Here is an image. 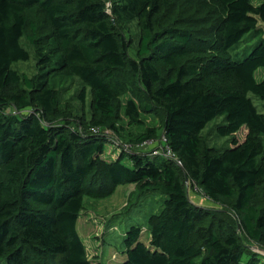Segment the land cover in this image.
Wrapping results in <instances>:
<instances>
[{
    "label": "trees",
    "instance_id": "trees-1",
    "mask_svg": "<svg viewBox=\"0 0 264 264\" xmlns=\"http://www.w3.org/2000/svg\"><path fill=\"white\" fill-rule=\"evenodd\" d=\"M32 59L35 74L17 67ZM263 67L264 1L0 0V264H104L78 220L126 184L163 201L121 264H264L245 243L264 249ZM215 120L227 146L205 135Z\"/></svg>",
    "mask_w": 264,
    "mask_h": 264
},
{
    "label": "rangeland",
    "instance_id": "rangeland-1",
    "mask_svg": "<svg viewBox=\"0 0 264 264\" xmlns=\"http://www.w3.org/2000/svg\"><path fill=\"white\" fill-rule=\"evenodd\" d=\"M254 3L260 4L264 0H253ZM131 34L137 38V27L135 24L130 26ZM128 36V35H127ZM129 37V36H128ZM28 47V46H27ZM29 48V47H28ZM251 48L244 47L240 55L249 52ZM134 50H131V54ZM18 68L24 70L29 74H35L37 72L36 62L34 59L28 63L17 65ZM255 77L258 81L264 80V67L256 71ZM81 88V84L78 80H75L72 88L65 93V99H68L73 105L74 111L77 114H81L82 106L80 102L74 98L73 95ZM255 104L261 111L264 110L262 100L254 96ZM89 102V99H88ZM89 103L86 104L85 108L88 110ZM9 112L16 113L14 108H10ZM147 125L154 126L158 125L156 118L145 116ZM219 120L213 121L205 130L209 143L217 147H224L228 145L227 138H221L217 135L215 124ZM144 130V127L134 126L132 128L133 133L137 134ZM246 135V130L243 129L237 135V138L243 140ZM117 137V136H116ZM121 144L130 145L121 141ZM160 146L163 145L160 142ZM157 145L152 144L151 146L144 147L145 151L150 152ZM115 150L108 147V153L113 154ZM187 188L190 198L198 204L218 208L219 205L208 199L202 191L191 186L187 182ZM163 198L160 195H150L146 198H139L135 191L134 184L121 185L116 193L109 198L102 200H95L85 198V208L82 211L81 216L78 220L77 229L85 242L90 259H98L104 264H121L125 260V249L124 244L125 233L127 229L133 224H140L144 226L141 239L144 242L149 240V233L146 230L148 216L151 213H157L162 207ZM130 205H127V204ZM220 208V207H219ZM245 243L249 248L255 252L264 255V249H259L255 244L245 240ZM2 264H5L3 262Z\"/></svg>",
    "mask_w": 264,
    "mask_h": 264
},
{
    "label": "built area",
    "instance_id": "built-area-1",
    "mask_svg": "<svg viewBox=\"0 0 264 264\" xmlns=\"http://www.w3.org/2000/svg\"><path fill=\"white\" fill-rule=\"evenodd\" d=\"M96 131H97V129H95ZM113 143L117 146H122V144H121V141H120V139L118 138V137H114L113 139ZM164 141L166 142V140L164 139ZM164 142V143H165ZM126 149H128V148H130L131 147V145H125L124 146ZM164 148L162 149V151H159V150H157V151H154V154L155 155H157V154H161L162 156H164V157H166V158H170V159H172V158H174V154H173V152H172V150H171V148L169 147V146H167V145H165V146H163Z\"/></svg>",
    "mask_w": 264,
    "mask_h": 264
}]
</instances>
